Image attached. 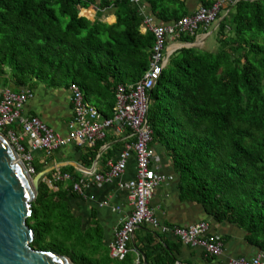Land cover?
<instances>
[{"label":"trees","instance_id":"trees-1","mask_svg":"<svg viewBox=\"0 0 264 264\" xmlns=\"http://www.w3.org/2000/svg\"><path fill=\"white\" fill-rule=\"evenodd\" d=\"M187 1L0 0V86L32 93L40 84L70 92L77 86L86 103L112 119L117 87L137 83L149 68L155 36L142 30L146 17L178 22L192 15ZM199 1L209 7L217 0ZM227 9L212 36L218 48H183L171 57L150 93L148 121L153 144L173 160L181 198L242 230L264 252V0ZM103 12L114 13L116 23L102 21ZM102 146L88 152L87 166ZM52 182L57 190L41 181L32 201L33 249L75 264H144L141 255L148 264H178L151 231L126 256L112 258L101 228L85 229L72 210L75 182Z\"/></svg>","mask_w":264,"mask_h":264},{"label":"crops","instance_id":"crops-1","mask_svg":"<svg viewBox=\"0 0 264 264\" xmlns=\"http://www.w3.org/2000/svg\"><path fill=\"white\" fill-rule=\"evenodd\" d=\"M187 5L190 13H194L201 3L199 0H188ZM228 13L226 12L224 17ZM95 15H92L93 17L90 19H94ZM107 16H109V21L104 22L116 23L117 18L114 13H107ZM217 27L218 25L214 29H202L196 43H187L181 39L170 40L168 56L171 59L176 52L183 48L200 47L198 44L212 38ZM207 31L208 33H206ZM2 90L3 88L0 86V92ZM32 94L33 97L25 104L23 115L39 118L60 138L69 139L70 125L74 119L71 92L66 89L48 88L44 84H40ZM133 142L134 139H132L129 129L115 127L109 130L105 140L98 143L103 146L91 166H87L85 160L88 152L94 148L71 144L55 151L52 156H48L44 151L34 154V165L41 170L34 176L40 178L39 183L46 181L54 190L58 188L52 182L53 179L64 181L65 187L71 182L83 185V191L74 188V193L72 192L69 196L72 210L76 217L82 219L85 229L93 225H98L101 228L104 244L109 250L115 242L118 230L122 228L134 209L130 193L125 186L126 183L136 178L137 173L135 153L128 150ZM24 144L28 148V139ZM151 146L156 153L155 165L159 166V173L163 178L149 203L157 225L146 224L139 227L135 231L131 245L135 246L140 238L151 231L161 236L169 245L178 264H231L233 260L239 258L253 259L264 256V252L260 248L246 241V234L242 230L228 223L216 222L208 215L203 205L183 200L179 189V176L175 172L173 160L168 155L167 149L160 143ZM127 151L130 152L127 168L118 178L97 181L94 177H88L82 172L85 168L91 167L97 173H107L109 164L120 160L121 154ZM66 175H70L71 178H65ZM201 222L209 224L208 238L224 242L225 248L220 255L212 256L202 248L185 244L172 231L176 227H190ZM141 258L145 263L146 259H143V255ZM135 264H139L138 260L135 261Z\"/></svg>","mask_w":264,"mask_h":264},{"label":"built area","instance_id":"built-area-1","mask_svg":"<svg viewBox=\"0 0 264 264\" xmlns=\"http://www.w3.org/2000/svg\"><path fill=\"white\" fill-rule=\"evenodd\" d=\"M140 3L141 0H132ZM238 0H217L212 6H200L192 15L182 20L161 25L153 17H146L142 30L151 31L155 36L152 56L146 75L140 81L130 85H119L116 89V104L112 119H104L98 110L85 102L79 87L71 89L74 119L70 125L69 139L60 138L37 117L23 115L25 104L33 97L29 90L14 92L4 89L0 92V132L5 134L15 146L21 161L31 177L36 175L34 154L44 151L52 156L55 151L71 144L79 147L95 148L105 140L107 132L115 127L129 129L134 142L129 151L135 153L137 173L134 180L125 184L130 193L134 209L126 219L122 228L116 234L111 245V257L123 258L132 251L129 247L134 240L135 231L147 225L156 226L157 220L149 207L155 190L163 178L159 166L155 165L156 153L152 148L153 132L149 125L148 114L150 93L159 83L164 70L170 62L168 47L170 40L199 36L202 29H210L217 22L223 11L229 12V5ZM14 128V129H12ZM29 141L26 148L24 142ZM130 152L121 154L120 160L109 165L107 173H97L93 168H85L83 174L94 177L97 181L120 177L127 168ZM60 178V177H59ZM65 178H71L66 175ZM75 188L83 191L81 183ZM185 244L204 249L212 256H218L224 251L225 244L219 239L207 237L209 224L201 222L190 227H176L172 230ZM231 264H264V256L253 259L239 258Z\"/></svg>","mask_w":264,"mask_h":264},{"label":"water","instance_id":"water-1","mask_svg":"<svg viewBox=\"0 0 264 264\" xmlns=\"http://www.w3.org/2000/svg\"><path fill=\"white\" fill-rule=\"evenodd\" d=\"M39 180L28 174L15 146L0 132V264H75L68 256L31 247L35 234L27 220Z\"/></svg>","mask_w":264,"mask_h":264},{"label":"rangeland","instance_id":"rangeland-1","mask_svg":"<svg viewBox=\"0 0 264 264\" xmlns=\"http://www.w3.org/2000/svg\"><path fill=\"white\" fill-rule=\"evenodd\" d=\"M81 9H83V8H81ZM81 9H80V15H83V13H81ZM96 10V9H95ZM93 11V15H95V12L96 11ZM104 13V15H102V17H101V20H103V21H109V16H107V13H110V12H103ZM222 15L224 16V15H226V12L225 11H223L222 12ZM84 16V15H83ZM96 16V15H95ZM93 17V16H92ZM87 18H89V17H87ZM218 22H219V20H217V22H215L212 26H211V29H214V28H216V26L218 25ZM214 37V36H213ZM210 38V39H208L206 42H203V43H199L198 44V46H200V47H196V48H199V49H209V50H211V51H214V49L215 48H218V46H217V43H216V40L214 39V38ZM196 43V42H195ZM171 60V59H170Z\"/></svg>","mask_w":264,"mask_h":264}]
</instances>
